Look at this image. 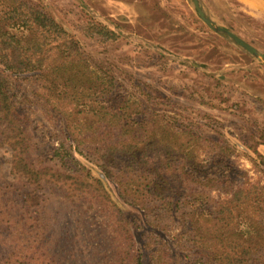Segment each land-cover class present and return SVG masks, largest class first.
<instances>
[{
	"label": "trees",
	"instance_id": "16d2710c",
	"mask_svg": "<svg viewBox=\"0 0 264 264\" xmlns=\"http://www.w3.org/2000/svg\"><path fill=\"white\" fill-rule=\"evenodd\" d=\"M90 64L69 24L0 0V148L22 180L0 178V264H66L57 193L108 218L106 264H264V182L231 159L264 172V128L214 137L160 89L137 97Z\"/></svg>",
	"mask_w": 264,
	"mask_h": 264
},
{
	"label": "rangeland",
	"instance_id": "374dc122",
	"mask_svg": "<svg viewBox=\"0 0 264 264\" xmlns=\"http://www.w3.org/2000/svg\"><path fill=\"white\" fill-rule=\"evenodd\" d=\"M30 1L69 24L85 43L90 67L101 65L126 77L134 85L135 96L144 93V86L160 89L180 107L182 121H200L214 137L233 131L247 139L257 128H264V60L210 28L192 0ZM200 3L215 22L264 51L261 1ZM110 28L118 31L115 38ZM0 158V178L22 183L10 172L9 147L0 148ZM231 159L264 182V172L243 150L237 149ZM50 207L64 222L59 225L61 236L54 252L66 264H106L111 240L108 218L88 209L86 203L65 200L60 193L54 195Z\"/></svg>",
	"mask_w": 264,
	"mask_h": 264
},
{
	"label": "water",
	"instance_id": "95a60500",
	"mask_svg": "<svg viewBox=\"0 0 264 264\" xmlns=\"http://www.w3.org/2000/svg\"><path fill=\"white\" fill-rule=\"evenodd\" d=\"M264 5V0H259ZM194 7L198 13V15L201 17L205 23L212 28L215 31H218L222 33L224 36H229L235 40L236 43L241 45L243 48H245L250 53L256 55L258 58L264 60V53L259 51L252 43L247 41L245 38H243L241 35L235 33L230 28L220 25L217 22H215L213 19H211L209 16H207L206 12L204 11L203 7L201 6L200 0H192Z\"/></svg>",
	"mask_w": 264,
	"mask_h": 264
},
{
	"label": "flooded vegetation",
	"instance_id": "af4514ba",
	"mask_svg": "<svg viewBox=\"0 0 264 264\" xmlns=\"http://www.w3.org/2000/svg\"><path fill=\"white\" fill-rule=\"evenodd\" d=\"M204 9V8H203ZM205 11V10H204ZM206 12V11H205ZM207 14V13H206ZM208 16V15H207ZM234 31V30H233ZM235 32V31H234ZM235 33H237V32H235ZM238 34V33H237ZM239 35H241V34H239ZM242 36V35H241ZM243 38H245L244 36H242ZM247 41H248V39L247 38H245ZM250 43H252L251 41H249ZM258 50H260L259 49V46L257 45V44H254V43H252ZM262 53H264V51H261Z\"/></svg>",
	"mask_w": 264,
	"mask_h": 264
}]
</instances>
